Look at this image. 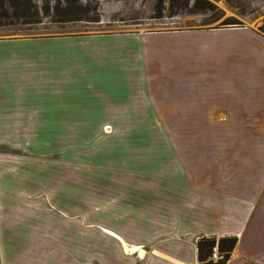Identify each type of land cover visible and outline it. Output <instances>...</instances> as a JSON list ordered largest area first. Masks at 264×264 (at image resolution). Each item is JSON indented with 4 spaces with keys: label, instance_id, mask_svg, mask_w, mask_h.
Wrapping results in <instances>:
<instances>
[{
    "label": "crops",
    "instance_id": "obj_1",
    "mask_svg": "<svg viewBox=\"0 0 264 264\" xmlns=\"http://www.w3.org/2000/svg\"><path fill=\"white\" fill-rule=\"evenodd\" d=\"M228 31L0 39V264H198L202 238L264 264V38ZM183 89H241L246 129L187 153L137 133Z\"/></svg>",
    "mask_w": 264,
    "mask_h": 264
},
{
    "label": "rangeland",
    "instance_id": "obj_2",
    "mask_svg": "<svg viewBox=\"0 0 264 264\" xmlns=\"http://www.w3.org/2000/svg\"><path fill=\"white\" fill-rule=\"evenodd\" d=\"M56 0H34L39 8H49ZM58 15L63 16L67 1L75 6H86L84 15L98 17L100 22L53 23V18L43 19L40 25L0 27V39L58 34H103L126 32H155L173 30L232 29L228 31L233 42L259 35L264 38V0H60ZM79 11V10H78ZM236 30V31H233ZM183 119L176 120L169 99L167 123L161 126L137 127V133L152 136L166 134L169 142L183 146L187 153L192 149H207L215 136L239 135L246 127L240 120L241 89H183ZM264 128V120L260 125ZM258 126V127H259ZM256 126L254 125L253 129ZM251 128V127H249ZM197 137V138H196ZM193 139V141H192ZM191 158H189V161ZM201 161L205 158H199ZM22 169L25 163L18 164ZM44 168V166H43ZM29 173L22 180H31ZM215 243H217L215 241ZM218 245V243H217ZM219 248V246H218ZM229 258V256H228ZM208 260V259H207ZM228 260V259H227ZM209 261V260H208ZM227 263V262H226Z\"/></svg>",
    "mask_w": 264,
    "mask_h": 264
},
{
    "label": "trees",
    "instance_id": "obj_3",
    "mask_svg": "<svg viewBox=\"0 0 264 264\" xmlns=\"http://www.w3.org/2000/svg\"><path fill=\"white\" fill-rule=\"evenodd\" d=\"M60 0H56L52 5V10L55 12L54 16L49 14V8H39L34 0H0V27L4 26H31L40 25L42 20L46 18H53V23L63 24L71 22H87L98 23V17L90 18L83 14L86 6L77 4L76 6L67 1L64 7L63 16L56 15L60 8ZM83 10V12L81 11ZM79 10V11H78ZM264 32V30H263ZM236 240L221 239L218 242L220 251L224 252L228 259L230 251L234 248ZM215 244L214 239L202 238L197 242V260L198 264H212L208 261L211 247Z\"/></svg>",
    "mask_w": 264,
    "mask_h": 264
},
{
    "label": "built area",
    "instance_id": "obj_4",
    "mask_svg": "<svg viewBox=\"0 0 264 264\" xmlns=\"http://www.w3.org/2000/svg\"><path fill=\"white\" fill-rule=\"evenodd\" d=\"M208 260L212 264H226L227 258L224 252L220 251L217 243H215L210 250V254L208 256Z\"/></svg>",
    "mask_w": 264,
    "mask_h": 264
},
{
    "label": "water",
    "instance_id": "obj_5",
    "mask_svg": "<svg viewBox=\"0 0 264 264\" xmlns=\"http://www.w3.org/2000/svg\"><path fill=\"white\" fill-rule=\"evenodd\" d=\"M141 253H143V250L142 249L139 251V255H141Z\"/></svg>",
    "mask_w": 264,
    "mask_h": 264
}]
</instances>
